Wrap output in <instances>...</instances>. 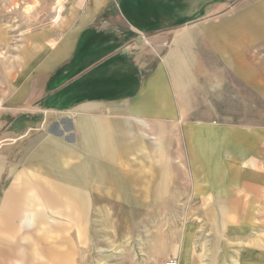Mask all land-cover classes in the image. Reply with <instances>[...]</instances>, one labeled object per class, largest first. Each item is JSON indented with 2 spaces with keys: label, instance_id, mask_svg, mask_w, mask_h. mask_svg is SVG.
Segmentation results:
<instances>
[{
  "label": "crops",
  "instance_id": "1",
  "mask_svg": "<svg viewBox=\"0 0 264 264\" xmlns=\"http://www.w3.org/2000/svg\"><path fill=\"white\" fill-rule=\"evenodd\" d=\"M180 2L4 0L2 14L17 15L19 7L27 11L34 7L35 13L44 15L39 29L62 31L35 42L57 47L38 70L39 86L23 97L29 107L40 108L45 116L60 117L48 132L41 130L29 137L18 134L28 138L26 149L0 199V238L26 239L18 261L23 257V264H53L63 259L64 249H83L91 239L94 206L115 204L107 198L110 193L126 202L131 201L133 190L171 188L160 175L165 169L173 173L177 165L179 168L181 156L172 150L165 155V142H174L180 111L196 108V79L204 77L213 56L227 54L226 40L232 36L211 24L186 27L191 13ZM132 28L146 37L145 44L152 50L162 52L166 47L161 63L152 66L147 61L151 52L143 44L124 49L132 40ZM75 46L77 49L71 48ZM143 55L145 62L140 61ZM56 64L61 67L47 76ZM237 76L219 75L209 78L208 84L218 87ZM242 78L257 90V78L254 83ZM213 90L215 95L220 93L216 86ZM208 107L220 108L212 102ZM235 134L236 149L230 153L242 165L237 164L231 174L238 188L256 196L257 190L248 181L257 178V148L264 144L253 134L245 139H239L240 131ZM16 140L11 144H18ZM191 157L188 152L182 155L185 167ZM230 198V205L240 204L238 195ZM249 214L238 212L230 219L235 223L248 220ZM230 228L237 235L241 229L244 232L233 225ZM159 242L156 239L154 248ZM2 244L4 241L0 242V264H5L11 253ZM187 256L194 260L189 252ZM252 262L257 264V259Z\"/></svg>",
  "mask_w": 264,
  "mask_h": 264
},
{
  "label": "rangeland",
  "instance_id": "2",
  "mask_svg": "<svg viewBox=\"0 0 264 264\" xmlns=\"http://www.w3.org/2000/svg\"><path fill=\"white\" fill-rule=\"evenodd\" d=\"M180 1L191 13L186 27L211 24L232 36L226 40L227 54L213 56L204 77L196 79V108L180 111L174 142H165V155L172 150L181 156L179 168L177 165L173 173L165 169L160 175L164 185L171 188L133 190L128 198L131 201L126 202L119 194L105 191L115 204L103 201L112 205L94 206L91 239L83 249H64L63 259L53 264H162L168 259L180 264H253L252 260L257 259V264H264V147L257 148V178L248 181L257 190L256 196L237 187L232 174L242 162H235L230 153L236 149L232 139L239 131V139L253 134L264 144V0ZM3 5L4 0H0V10ZM27 9L19 7L17 15L0 11V169L5 167L0 177V199L17 168L18 157L26 149L28 138L22 136L48 132L60 117L45 116L40 108L29 107L23 99L39 86L38 70L57 47L35 42H43L50 33L62 32L39 29L44 15L35 13L34 7ZM131 34L132 39L141 37L143 47L151 52L149 57L143 55L141 62L146 57L152 66L161 63L166 47L162 52L154 51L145 44L147 39L142 33L132 28ZM60 67L54 65L46 75ZM236 74L237 78L231 80ZM219 75L231 78L220 87L208 84L209 78ZM242 77L253 83L257 78V90ZM214 86L220 93L214 94ZM211 102L220 108L210 110ZM14 138L18 144H11ZM187 152L192 156L190 167L187 163L185 167L182 160ZM231 195L241 198L239 205H230ZM122 202L127 204L120 205ZM248 211V220L231 221L230 217L238 216V212ZM232 225L244 232L241 229L237 235ZM156 239L160 244L154 248ZM2 241L3 249L11 253L5 264H23V257L18 258L20 250L26 249V239L0 238ZM188 252L193 261L188 259Z\"/></svg>",
  "mask_w": 264,
  "mask_h": 264
},
{
  "label": "water",
  "instance_id": "3",
  "mask_svg": "<svg viewBox=\"0 0 264 264\" xmlns=\"http://www.w3.org/2000/svg\"><path fill=\"white\" fill-rule=\"evenodd\" d=\"M141 44H142V38L141 37H137V38H134L131 41H129L124 46V49L126 51H128V50H131V49H134V48H137V47L141 46Z\"/></svg>",
  "mask_w": 264,
  "mask_h": 264
},
{
  "label": "built area",
  "instance_id": "4",
  "mask_svg": "<svg viewBox=\"0 0 264 264\" xmlns=\"http://www.w3.org/2000/svg\"><path fill=\"white\" fill-rule=\"evenodd\" d=\"M162 264H180V263L176 259H168L165 262H163Z\"/></svg>",
  "mask_w": 264,
  "mask_h": 264
}]
</instances>
